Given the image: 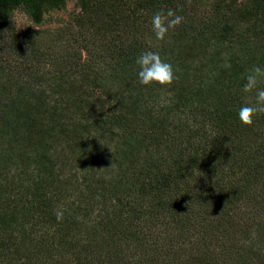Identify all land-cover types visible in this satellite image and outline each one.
<instances>
[{
	"label": "trees",
	"instance_id": "trees-1",
	"mask_svg": "<svg viewBox=\"0 0 264 264\" xmlns=\"http://www.w3.org/2000/svg\"><path fill=\"white\" fill-rule=\"evenodd\" d=\"M66 2L0 0V15L21 7L40 25ZM104 15L110 58L51 79L63 103L0 64V264H264V113L238 118L255 103L245 76L264 68V0L185 22L165 47ZM146 50L172 64L171 85L138 82ZM94 141L113 162L104 175L77 155Z\"/></svg>",
	"mask_w": 264,
	"mask_h": 264
},
{
	"label": "rangeland",
	"instance_id": "rangeland-1",
	"mask_svg": "<svg viewBox=\"0 0 264 264\" xmlns=\"http://www.w3.org/2000/svg\"><path fill=\"white\" fill-rule=\"evenodd\" d=\"M137 1L139 0H67L62 8L44 11V22L40 25L35 24L21 7L1 12L0 18L3 17L4 21L3 26H0V64L2 67L9 66L2 72V77H11L12 80H15V76L22 80L30 78L44 80L45 83L38 88L40 89L39 93L47 91L56 96L49 100L48 104H54L56 100L63 103V98H60L58 90L54 86L55 81L51 79L56 75L71 77L73 75L71 63L73 62H78V65L84 67L83 70H78V76H82L91 73V68L105 65V62L110 58L101 52L104 42L117 41L116 37L114 39V34L108 37L110 33L108 32L107 19L103 18L107 12L117 17L121 34L125 31L124 26L127 32L124 34L128 36L136 32L145 34L141 38L145 44L165 47L171 43L168 35L178 30L181 25L184 27L185 22L194 21L201 24L204 19L213 20L218 14L228 11L230 8L242 12L251 2V0H176L171 2L174 6H170L165 0H152L153 4L137 7L136 11ZM231 4H234V7L225 9L222 7V5L231 6ZM168 7L181 11L184 19L178 27L170 30L163 41L157 40L152 31L151 17L161 8ZM132 41L130 39L128 42ZM30 66L39 68V71L35 72L36 69H30ZM85 68L89 72L84 71ZM87 140L89 143V138ZM96 143L98 141H94L85 151L84 148L78 151L77 155L80 159L83 158L82 156H87L88 160L90 159L95 164L93 168L97 169L96 172L99 175L102 173L104 175L109 172L105 167L113 168V162H110L112 159L108 160L107 150L101 153L95 151L98 147ZM66 150L70 152L67 148ZM115 165L117 166L116 162ZM79 173L85 175L84 170ZM154 229L163 230L160 227ZM147 234L150 237H155L151 232ZM201 249L198 246V252H202ZM225 263L227 264V261ZM143 264L154 263L150 262V257H145Z\"/></svg>",
	"mask_w": 264,
	"mask_h": 264
},
{
	"label": "clouds",
	"instance_id": "clouds-1",
	"mask_svg": "<svg viewBox=\"0 0 264 264\" xmlns=\"http://www.w3.org/2000/svg\"><path fill=\"white\" fill-rule=\"evenodd\" d=\"M183 19V16L178 15L177 9L170 7L161 8L153 13L151 26L156 39L163 41L170 30L178 27ZM136 64L139 68L137 78L141 85L169 86L176 79L172 64L163 60L159 52L151 50L141 52L136 58ZM244 79L243 91L245 93L255 91V103L242 105L238 111V118L244 125L251 126L253 117L264 113V88L260 87V84L264 82V68L253 66ZM55 215L58 222L63 221L64 213L62 210H57Z\"/></svg>",
	"mask_w": 264,
	"mask_h": 264
}]
</instances>
